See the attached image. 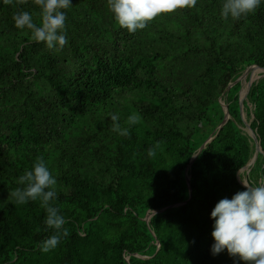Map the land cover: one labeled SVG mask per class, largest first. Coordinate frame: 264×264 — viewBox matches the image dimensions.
I'll use <instances>...</instances> for the list:
<instances>
[{
  "label": "trees",
  "instance_id": "trees-1",
  "mask_svg": "<svg viewBox=\"0 0 264 264\" xmlns=\"http://www.w3.org/2000/svg\"><path fill=\"white\" fill-rule=\"evenodd\" d=\"M71 2L62 10L69 43L54 51L15 26L25 11L42 22L35 0H0V264H246L212 255L210 213L246 190L244 177L260 184L262 152L241 172L255 145L237 111L242 82L228 84L252 64L264 68V4L224 19L223 0H197L130 33L108 0ZM242 108L264 150V75ZM113 115L129 136L113 131ZM40 158L69 231L48 252L55 230L41 201L12 195ZM169 205L150 226L143 219Z\"/></svg>",
  "mask_w": 264,
  "mask_h": 264
},
{
  "label": "clouds",
  "instance_id": "clouds-1",
  "mask_svg": "<svg viewBox=\"0 0 264 264\" xmlns=\"http://www.w3.org/2000/svg\"><path fill=\"white\" fill-rule=\"evenodd\" d=\"M35 4L41 9L42 22L38 25L32 13L25 11L14 15L15 26L31 30L32 39L45 43L48 49L62 50L69 43L67 16L62 10L72 6L71 0H35ZM108 4L117 24L135 33L161 13L172 12L177 7H195L197 0H108ZM262 4L264 0H223L220 14L224 19H240L254 13ZM111 119L116 122L113 131L122 136L130 135L128 129H121L119 116L113 115ZM140 120L138 114L128 117L130 124ZM148 155L155 157V149H149ZM19 183L26 186L17 188L12 195L19 204H26L29 200L41 201L47 213L45 224L55 230V234L44 241L42 250L48 252L55 249L61 238L69 235L68 229L64 228L68 221L51 203L58 198L56 177L40 158L31 170L24 172ZM243 184L246 190L236 192L231 199L219 200L210 213L214 221L211 253L218 255L226 250L230 256L246 264H264V184Z\"/></svg>",
  "mask_w": 264,
  "mask_h": 264
},
{
  "label": "water",
  "instance_id": "water-1",
  "mask_svg": "<svg viewBox=\"0 0 264 264\" xmlns=\"http://www.w3.org/2000/svg\"><path fill=\"white\" fill-rule=\"evenodd\" d=\"M253 67L259 69V70L262 72L261 75H264V68H263V67H260V66H258V65H256V64H252V65L248 66V68L245 69V71H244L241 75H239V77H237L235 81H237V80H241V78H243V77L245 76L246 71H247L248 69L253 68ZM255 80H256L255 78H251V79L248 81L247 88L245 89L243 95H240V96H239V99H238V105H239V107L242 106V102H243V100L246 98L247 93L249 92V90H250V88H251V85H252V83H253ZM235 81H231V82H229L228 86L231 85L232 83H234ZM228 86L226 87V89H225L224 92H223L225 98H226V90H227ZM226 99H227V98H226ZM227 117H228V102H227V108H226V111H225V113H224V117H223L222 121L219 123L218 128H220L221 125L226 121ZM241 119H242L243 123L245 124V126H246V128H247V131L249 132L250 136L252 137V139H253V143H254V145H255V153H254L253 157L251 158V160H250L245 166L242 167V169H245V168H246L247 170H249L248 165H250V164L253 163V161H254V159H255V156H256V152H257V151H260V152H262V153L264 154V150H263V149L260 147V145L258 144V142H257V140H256V135H255L254 129L252 128L250 122H249L248 120H246L244 117L241 118ZM211 137H212V136H208V137H207V139L204 141V143L199 147L198 152H197L196 154H194L193 157H195V156H196V155H197V154H198V153H199V152H200V151H201V150L207 145V143L211 140ZM263 166H264V162L262 163L261 169H260V171H259V176H261L262 179H263V181L260 182V184H263V183H264V173H263V170H262V167H263ZM186 180H187V183H188V185H189V193H190V192H191V187H190V184H189V174H188V173L186 174ZM241 183H242V182H241ZM242 184H243V183H242ZM245 184H247V182H246ZM243 185H244V184H243ZM181 202H182V201L177 202V203H175V204H173V205H178V204H180ZM170 206H172V205H169V206H166V207H163V208H159V209H150V210H147L145 216L143 217V219H144V220L146 221V223L150 226V221H149V219H150V216L152 215V213H154L156 210L165 209V208H168V207H170ZM153 233H154V232H153ZM153 238H155V234H153ZM125 259H126V261L128 262V257L125 256ZM128 263H129V262H128Z\"/></svg>",
  "mask_w": 264,
  "mask_h": 264
},
{
  "label": "rangeland",
  "instance_id": "rangeland-1",
  "mask_svg": "<svg viewBox=\"0 0 264 264\" xmlns=\"http://www.w3.org/2000/svg\"><path fill=\"white\" fill-rule=\"evenodd\" d=\"M247 68H248V67H247ZM247 68H246V69H247ZM251 70H252V71H251ZM244 71H245V70H244ZM244 71H243V72H244ZM261 74H262V72H261L259 69H256V68H254V67L251 68V69H249L248 71H246V75H245L243 78H241L242 87H241V89H240V91H239L240 95H241V94L243 95L245 89L247 88L248 81H249L251 78H255V79H257L258 77L261 76ZM235 80H236V79H235ZM235 80H233V81H235ZM221 102H222V104H223V107L226 109V108H227V102H226V100H225V99H222ZM237 111H238L239 116H240L241 118H243V117H244V112H243V108H242V106L239 107V105H238V106H237ZM243 170H245L246 173L248 172V170H247L246 168H245V169H242L241 172H242ZM257 181H258V182L263 181L262 177L258 175V176H257ZM241 182L246 183V178L244 177V178L241 180ZM126 257H128V255H126Z\"/></svg>",
  "mask_w": 264,
  "mask_h": 264
},
{
  "label": "bare ground",
  "instance_id": "bare-ground-1",
  "mask_svg": "<svg viewBox=\"0 0 264 264\" xmlns=\"http://www.w3.org/2000/svg\"><path fill=\"white\" fill-rule=\"evenodd\" d=\"M254 68H255V67H254ZM256 69H257V68H256ZM248 70H249V69H248ZM248 70H247V71H248ZM251 71H252V70H251ZM241 74H242V73H241ZM245 75H246V74H245ZM241 95H242V94H241Z\"/></svg>",
  "mask_w": 264,
  "mask_h": 264
}]
</instances>
